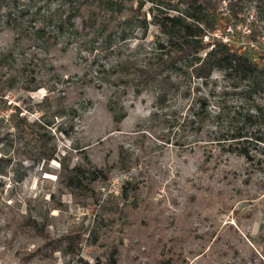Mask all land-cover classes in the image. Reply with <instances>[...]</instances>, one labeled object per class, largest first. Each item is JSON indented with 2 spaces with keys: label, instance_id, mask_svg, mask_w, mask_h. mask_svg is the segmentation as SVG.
Wrapping results in <instances>:
<instances>
[{
  "label": "rangeland",
  "instance_id": "1",
  "mask_svg": "<svg viewBox=\"0 0 264 264\" xmlns=\"http://www.w3.org/2000/svg\"><path fill=\"white\" fill-rule=\"evenodd\" d=\"M85 1L0 0V264H264L263 143L224 139L242 83L142 82L158 28L105 40L65 20ZM228 2L213 32L264 64V0Z\"/></svg>",
  "mask_w": 264,
  "mask_h": 264
},
{
  "label": "trees",
  "instance_id": "2",
  "mask_svg": "<svg viewBox=\"0 0 264 264\" xmlns=\"http://www.w3.org/2000/svg\"><path fill=\"white\" fill-rule=\"evenodd\" d=\"M129 1L131 0H86L78 6L71 4L68 12L63 15L65 20H70L73 15L81 12L83 6V9L90 11L88 19H82L85 25L88 23L97 35L103 33L108 41L116 31L120 39H125V27L140 30L144 35L150 24L155 25L159 34L156 35L150 57L143 62L144 66L135 70L136 77L144 83L155 77L175 85L172 73L202 79L206 83L215 70L221 71L225 78L238 80L242 83L238 93L244 104L248 103L250 107L245 109L240 106L245 111L239 112L240 118H236L238 124L235 122L236 127L224 139H231L229 145H234L233 149L248 159L251 155L246 142L263 143L264 153V106L252 96L264 93V64L259 65L247 52L237 51L221 39L213 38L215 41L211 44L204 41L205 35H211L217 27L220 18L219 4L222 0H136L135 5L133 1L128 4ZM147 1L151 3L148 7L150 18H147L143 10ZM238 1L240 0H235V3ZM232 6L233 3L229 0L227 8L231 9ZM113 20H118L117 30H114ZM42 30L43 27L37 28L38 32ZM237 86L239 85L233 84V87ZM206 99V96L197 97L201 113L206 110ZM222 110V106L219 107L217 117ZM237 112L234 111L233 115ZM192 113L197 116L199 111ZM123 115L114 112L113 119L119 121ZM78 169L73 167L74 174L69 176V184L77 181Z\"/></svg>",
  "mask_w": 264,
  "mask_h": 264
},
{
  "label": "built area",
  "instance_id": "3",
  "mask_svg": "<svg viewBox=\"0 0 264 264\" xmlns=\"http://www.w3.org/2000/svg\"><path fill=\"white\" fill-rule=\"evenodd\" d=\"M228 29V28H227ZM212 34H214V35H216V36H219L220 38H221V40L223 41V42H228V38L225 36L227 33L226 32H224V35L221 33V34H218L217 32H212ZM229 34V33H228ZM205 37H206V35H205Z\"/></svg>",
  "mask_w": 264,
  "mask_h": 264
}]
</instances>
